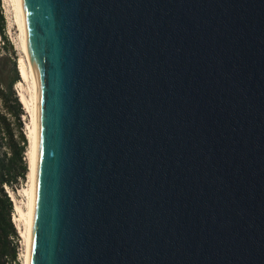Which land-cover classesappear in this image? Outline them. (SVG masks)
<instances>
[{"label": "water", "instance_id": "1", "mask_svg": "<svg viewBox=\"0 0 264 264\" xmlns=\"http://www.w3.org/2000/svg\"><path fill=\"white\" fill-rule=\"evenodd\" d=\"M19 1L27 264H264V0Z\"/></svg>", "mask_w": 264, "mask_h": 264}, {"label": "trees", "instance_id": "2", "mask_svg": "<svg viewBox=\"0 0 264 264\" xmlns=\"http://www.w3.org/2000/svg\"><path fill=\"white\" fill-rule=\"evenodd\" d=\"M4 17L0 8V50L11 56L6 79L0 78V264H10L16 256V232L10 215L13 204L3 185L11 190L28 174L27 139L22 129L23 108L15 95L13 84L20 82L13 51L4 33Z\"/></svg>", "mask_w": 264, "mask_h": 264}, {"label": "bare ground", "instance_id": "3", "mask_svg": "<svg viewBox=\"0 0 264 264\" xmlns=\"http://www.w3.org/2000/svg\"><path fill=\"white\" fill-rule=\"evenodd\" d=\"M11 6V12L13 14V22L17 27V42L16 45L20 50L21 59L19 61L17 70L20 80H24L30 83L29 91L30 97L28 98L23 90L19 92V102L22 105L24 111L29 114L30 124L27 123V133L29 140L27 165H28V186L25 188L18 189V193L22 194L26 198L25 208L17 203L13 194L8 190L10 199L13 202V216L14 214L19 217L22 221V227L16 228L18 236L24 241L25 250L21 254L22 264H27V254L29 245V234H30V219H31V204H32V183H33V167H34V141H35V113H36V97H35V84L34 77L28 64L27 59V47H26V36L23 18L21 15V7L19 0H9ZM9 9V8H8ZM7 9V10H8ZM6 10V11H7ZM11 17V15H10ZM9 17V18H10ZM11 21V20H10ZM18 94V93H17ZM14 222V220H13ZM15 225V223H14Z\"/></svg>", "mask_w": 264, "mask_h": 264}, {"label": "rangeland", "instance_id": "4", "mask_svg": "<svg viewBox=\"0 0 264 264\" xmlns=\"http://www.w3.org/2000/svg\"><path fill=\"white\" fill-rule=\"evenodd\" d=\"M0 8L2 10V15L4 17V23H5V26H4V33H5V36H6V39L8 40V43L10 45V49L13 51V54L14 55V59L16 61V65L18 67V64H19V61L21 59V53H20V50L18 49L17 45H16V42H17V27L16 25L14 24L13 22V14H12V10H11V6H10V2L9 0H0ZM9 8V9H8ZM8 9V10H7ZM7 10V11H6ZM11 15V17H10ZM10 17V18H9ZM11 20V21H10ZM0 45H1V39H0ZM11 59V56H8L7 54H5V51L4 49H1L0 50V78L1 79H6L7 77V74H8V66H9V63H10V60ZM29 86H30V83L27 82V81H24V80H20V82H16L13 84V89H14V92H15V95L17 96L18 100H19V92L21 90L24 91V93L26 94V96L29 98L30 97V89H29ZM18 93V94H16ZM23 115L21 116V122H22V129H23V132L26 136V157L25 159H27V156H28V148H29V140H28V136L26 135L27 133V123L30 124V117H29V114L23 110ZM27 161V160H26ZM28 186V179H27V176L26 178H24L23 181H21V183H19L18 185L14 186V189L11 190L9 187H7V189L13 194L15 200L17 201L18 204H20L21 206H23L25 208V205H26V198L25 196H23L22 194L18 193V189H21L23 187H27ZM17 215L14 214L13 216V220H14V223H15V227L16 228H21L22 227V221L19 219V217H16ZM19 251L21 252V254L24 252L25 250V247H24V241L22 238H19ZM19 261L20 263L22 264V260H21V256L19 258ZM18 261V262H19ZM17 262V264H19Z\"/></svg>", "mask_w": 264, "mask_h": 264}, {"label": "built area", "instance_id": "5", "mask_svg": "<svg viewBox=\"0 0 264 264\" xmlns=\"http://www.w3.org/2000/svg\"><path fill=\"white\" fill-rule=\"evenodd\" d=\"M3 189L6 192V195L8 196L9 200L11 201L10 195L8 193L7 186L3 185ZM11 203L13 204L12 201H11ZM10 220H11V223H12L14 229H15V232H16V228H15V225H14V222H13V213H12V211H11V215H10ZM19 238H21V237L18 236V234L16 232V239H15L16 240V249H15L16 250V256H15V260L12 263H10V264H17V262L19 261V258L21 256V252L19 251V244H20ZM18 263L21 264L20 261Z\"/></svg>", "mask_w": 264, "mask_h": 264}]
</instances>
